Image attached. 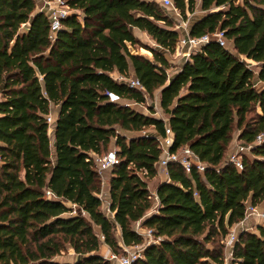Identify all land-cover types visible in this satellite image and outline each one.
Returning <instances> with one entry per match:
<instances>
[{"label": "trees", "instance_id": "trees-1", "mask_svg": "<svg viewBox=\"0 0 264 264\" xmlns=\"http://www.w3.org/2000/svg\"><path fill=\"white\" fill-rule=\"evenodd\" d=\"M39 1L53 0H0V264H114L101 244L117 254L142 245L138 223L160 241L134 264H225L230 229L264 203V0H173L185 20L203 12L191 36L221 30L229 46L211 40L172 76L168 55L182 32L157 3L64 0L72 12L51 40ZM134 29L154 41L152 59L130 48L140 44ZM156 91L168 121L153 105L148 114L133 107ZM167 126L170 150L189 147L204 170L170 162L149 215ZM235 127L249 147L242 169L227 156ZM113 140L110 217L94 156ZM69 248L73 262L56 259ZM231 264H264V223L239 233Z\"/></svg>", "mask_w": 264, "mask_h": 264}, {"label": "built area", "instance_id": "built-area-1", "mask_svg": "<svg viewBox=\"0 0 264 264\" xmlns=\"http://www.w3.org/2000/svg\"><path fill=\"white\" fill-rule=\"evenodd\" d=\"M151 1L157 3L158 5L164 8L168 6L175 8L173 0H151ZM57 2L58 5L54 8L51 7L49 3L51 7L50 13L46 12L51 21V35H50L51 40L55 38V35L61 29L62 19L72 12V10L65 4L64 0H57ZM188 28L189 27L185 25L183 35L177 45L178 48L183 50V51L180 50V52L183 53L186 60H188L193 53L199 50L203 45L209 43L211 40L218 41L222 46L227 45V40L225 39L224 33L221 30H217L214 33L206 34L201 37H194L191 36V34H189ZM129 83L133 87H137L142 90L144 89L140 81L137 79H131ZM108 96L110 101L112 102H121V98L115 93H108ZM47 122L48 124L51 125L52 128L55 122V118L53 117L52 113L47 116ZM173 139H174L173 132L167 126L165 138L162 139L160 143V146L162 148V154L160 156L159 161L156 164L158 171L166 170L167 172L168 164L172 161H177L183 166V169L187 173L191 171V168L194 164H196L199 170L202 172L204 170V165L198 160L197 156L189 147H185L178 152H172L170 150V148L173 145ZM263 140H264V134H260L257 138V142L260 143ZM245 150H249V147L241 145L240 151L238 153L232 154L229 157V160L233 162L235 166L239 169L243 168V164L241 162V156ZM94 161L96 165V170L99 173V175H101L102 178H104V173L106 171L111 170L113 167L119 164V158L117 156L116 150H111L95 155ZM47 195L51 196V193L48 192ZM157 201L159 203L158 197H157ZM158 205L156 206L154 212L157 211ZM253 217H255L259 221L258 225L263 224L264 206L262 208H259V206H252V205L248 206L245 219L237 223L236 224L237 226L235 228H233L234 227L233 226L230 229V232L226 236L225 244L226 247L230 248L231 253L233 246L239 236V233L244 230H251V227H247L245 225V222ZM137 231L146 240L145 244H142L141 246L140 245L133 246V249L131 250L125 247L124 250L126 251V254L119 255L117 253H111L108 259H110L114 264H134L136 261L144 257L145 248L148 244L153 242L158 243L160 241V238L156 239L154 237L152 229L146 228L144 230L140 223H138L137 225Z\"/></svg>", "mask_w": 264, "mask_h": 264}, {"label": "rangeland", "instance_id": "rangeland-1", "mask_svg": "<svg viewBox=\"0 0 264 264\" xmlns=\"http://www.w3.org/2000/svg\"><path fill=\"white\" fill-rule=\"evenodd\" d=\"M51 5V7H56L58 5V2L57 0H53V1H49ZM46 3L45 2H42L40 5H39V9L41 10H44L45 12L47 13H50V5L48 4L47 7L45 6ZM166 11L169 13V15L174 19L175 21V28L178 29L179 31H181V28L182 27H185L188 26L190 27L189 25H191V23L195 20V19H198L199 17H201L203 15V12L198 8L197 11H195L194 13H191V14H188V20H185L180 14L179 12L174 8V7H171V6H168V7H165ZM139 39H140V44H138L137 46H130V48L132 49V51L134 53H137V54H140V55H144L146 57H149L152 59V54L151 52L147 49L149 47H156L154 41L151 39V37L149 36H146L145 34L144 35H141V36H137ZM227 45L229 46V43H227ZM169 57V61H170V69H169V73L170 75L172 76L173 73H175L178 69H179V66L182 65V62H184V59L182 61V58H184L185 56L183 55L182 52H179L175 51V53L173 54H169L168 55ZM242 59L246 60L248 63H253L252 65H256V63H254L253 61H250L248 59H246L245 57H242ZM186 61V60H185ZM159 91H156L155 93V96L153 98H148V104L150 105H155L156 103V96H157V93ZM133 103V102H132ZM133 107L136 108L137 110H140V111H145L147 112V107L146 105H138L136 103H133ZM149 113V112H148ZM157 117V116H156ZM152 128H148L144 131H141V132H126L128 137L130 138L131 136H137V135H142V134H145V133H149L150 130ZM239 134H240V129H238V127H235L234 130H233V133H232V139H231V142H230V145H229V148H228V151H227V156L230 157L232 154H235V153H238L240 151V146L243 145L242 144V141L239 139ZM117 147L114 143V140L112 142V144L110 145V147L108 148L107 151H111V150H116ZM106 152V151H104ZM247 154L249 153V150H245L244 153ZM110 171H106L104 173V178H102V191L100 193V197H102L103 201L105 200L103 196V190L105 189V180L109 177L110 175ZM159 175H162L164 176V174H160L158 172ZM161 177V176H160ZM161 178H158V181L160 180ZM107 181V180H106ZM157 180H152L150 181L149 183V186H150V191H151V194H152V207L151 209L149 210V215L151 213L154 212L155 208H156V203H157V200L155 198V196H153V193L155 192V189H156V186H157ZM264 206V203L261 204L259 206V208H262ZM103 210L110 216L112 217L113 215L110 214L108 211H107V207L103 205ZM258 220L253 217V218H250L248 219L246 222H245V225L247 227H251V231L252 230H255V227L258 225ZM138 225V224H137ZM237 225H234L233 228H235ZM137 227V226H136ZM144 230L146 228H143ZM226 239V238H225ZM146 240L144 239V243L145 244ZM226 242V240H225ZM141 246V245H140ZM129 250L133 249V247H127ZM125 251V250H124ZM122 254H126V251L124 253H119V255H122ZM76 258V254L74 253L73 249L69 248L68 250H66L65 252H63L60 256H58L56 259L58 260H62V261H69V262H73ZM225 259H226V263L225 264H231V260H232V253L230 251V248L226 247L225 248Z\"/></svg>", "mask_w": 264, "mask_h": 264}, {"label": "crops", "instance_id": "crops-1", "mask_svg": "<svg viewBox=\"0 0 264 264\" xmlns=\"http://www.w3.org/2000/svg\"><path fill=\"white\" fill-rule=\"evenodd\" d=\"M42 2H45L46 3V7H47V5L50 3V2H47V1H39V3L41 4ZM50 4H52V3H50ZM181 32H182V35H183V32H184V27H182L181 28ZM134 33H135V35L136 36H141V35H146V36H148L147 35V33H145V32H142V31H140L139 29H134ZM48 49H44L43 50V52H46ZM180 50L181 51H183L182 49H180V48H178L177 47V51H178V53L180 52ZM183 59H184V61L186 60L185 59V57L184 58H182V61H183ZM184 62H182V64H183ZM253 64V63H252ZM176 73V72H175ZM175 73H173L172 75H174ZM115 76H117V74H115ZM256 79H258V74L256 75ZM257 87L258 88H263L264 87V84L261 82V81H257ZM157 98H156V103H155V105H153L154 106V109H155V111H156V116L158 117V118H162V119H164L165 121H168V116L167 115H165V113H164V111H163V109H162V107H161V101H160V93L158 92L157 93V96H156ZM148 98H149V96L147 95V105H146V107L148 106H151L150 104H148ZM148 107H147V112H145V111H142L143 113H145V114H148ZM58 110H59V107L58 106H53L52 107V115H53V117L56 119L57 118V116H58ZM150 132H155V129L154 128H152L151 130H150ZM53 154H55V147H53ZM110 171V170H109ZM160 174H164V176H162V175H157L153 180H157L156 182H157V186H156V189H155V192L153 193V196H155V198H156V200H157V191H158V186H159V184L162 182V181H169V178H168V175H167V172H166V170H160V171H158ZM161 176V177H160ZM110 177H111V174L109 175V177L105 180V182H104V186H105V189L103 190V196H105L104 197V206H106L107 207V211L111 214V211H110ZM158 178H161L159 181H158ZM152 181V180H151ZM150 183V182H149ZM149 189H150V186H149ZM151 190V189H150ZM102 198V197H101ZM159 203H158V201H157V203H156V206L158 205ZM119 234H120V230H119ZM124 248H125V246H124ZM101 253H102V255L104 256V257H106V258H108L109 256H110V254L111 253H113L112 251H111V249L103 242L102 244H101Z\"/></svg>", "mask_w": 264, "mask_h": 264}, {"label": "water", "instance_id": "water-1", "mask_svg": "<svg viewBox=\"0 0 264 264\" xmlns=\"http://www.w3.org/2000/svg\"><path fill=\"white\" fill-rule=\"evenodd\" d=\"M188 29H189V34H190L191 27H189ZM172 80L173 78L171 77L169 81L171 82Z\"/></svg>", "mask_w": 264, "mask_h": 264}]
</instances>
